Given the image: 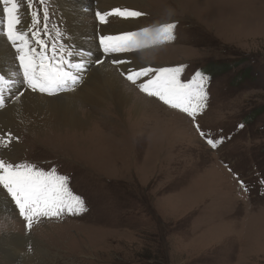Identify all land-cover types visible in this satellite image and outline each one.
<instances>
[{
    "label": "rangeland",
    "instance_id": "374dc122",
    "mask_svg": "<svg viewBox=\"0 0 264 264\" xmlns=\"http://www.w3.org/2000/svg\"><path fill=\"white\" fill-rule=\"evenodd\" d=\"M108 3L93 0L92 6L146 12L151 18L133 21L140 28L180 23L183 40L136 53L152 67L189 63L191 74L204 68L212 76L203 84L209 98L195 123L224 142L211 149L186 114L149 98L119 73L126 100L139 107L142 102V111L126 115L115 97L107 104L95 101L96 107L87 106L90 100L71 102L65 96L85 85L79 84L59 97L60 113L75 110L89 130L78 133L66 124L35 132L12 124L16 145L9 157L67 176L87 211L39 218L29 231L10 201L11 210L0 215L17 214L20 221L0 224V237L35 231V247L46 257L42 263L36 253L33 264H264V0H144L140 8ZM110 20L129 28L123 19ZM46 38L53 43L51 35ZM4 256L0 251V264H19Z\"/></svg>",
    "mask_w": 264,
    "mask_h": 264
},
{
    "label": "snow or ice",
    "instance_id": "6c2138e0",
    "mask_svg": "<svg viewBox=\"0 0 264 264\" xmlns=\"http://www.w3.org/2000/svg\"><path fill=\"white\" fill-rule=\"evenodd\" d=\"M40 4L44 0H38ZM34 0H0L3 6L4 17L0 26L6 34L7 40L15 49L18 60L20 78L12 82L11 89L20 84L24 91L12 93L16 99L23 96L25 91L31 93L55 96L65 91L72 90L83 82L84 73L87 71L88 62L83 60L72 64L65 63L66 53L63 46L59 49L52 45L51 53L48 52L49 44L43 39L47 35V22L49 11L43 12L44 29L40 27L41 20L38 11L33 8ZM25 7L30 13V24L21 30L24 23L21 9ZM144 15L141 11L129 8L115 7L109 11L96 10L94 13L97 25L96 40L102 54L93 63L111 65L121 77L132 86L137 87L149 97L155 98L173 110H179L194 122V127L199 135L205 139L211 149H216L224 142L223 137L212 139L209 133L195 123L207 106L208 93L203 84L193 88L192 83L181 79L182 68L176 67H121L130 63L125 53L141 48V41L136 32L131 30L103 31L111 22L110 18L128 20ZM175 24L169 23L162 26V32L172 39L171 32ZM29 33L35 39L37 47L29 43ZM144 36L155 37V31L144 30ZM91 56V53H89ZM71 68L72 70H69ZM195 75L199 76L200 73ZM5 75H0V109L7 100L5 89ZM243 127V125H239ZM12 133L4 132L2 139L8 144L12 143ZM18 139V138H17ZM4 146H7L5 144ZM243 186V181H240ZM0 189L6 193L19 210V216L26 222L27 230H31L39 218L60 217L64 214L77 215L87 211L84 199L74 194L69 186V178L57 174L55 169L42 170L36 166L17 163L0 158Z\"/></svg>",
    "mask_w": 264,
    "mask_h": 264
},
{
    "label": "bare ground",
    "instance_id": "6f19581e",
    "mask_svg": "<svg viewBox=\"0 0 264 264\" xmlns=\"http://www.w3.org/2000/svg\"><path fill=\"white\" fill-rule=\"evenodd\" d=\"M52 1L54 4L53 6L51 5L52 12L54 13V15L55 12L59 13L55 15V17L58 19L57 20L55 18V21L58 24L57 30L58 32L62 33L68 52L75 55V57H73L72 59H67L66 63L71 61L72 64H75L81 62L82 59L87 60L88 62L87 71L84 73L83 82L80 83L85 85L83 87L81 85L82 88L79 92L70 94L65 97L74 103H78L80 101L89 102L90 100L89 103L90 105L87 106H91V107H96L92 105L95 103V101L97 102L102 101V104L103 102L107 104L108 99L115 97L113 99L116 100L115 104H117V106L119 104L120 110L123 111V113H127L126 115L136 114V112L142 111L141 110L143 109L142 102L139 103L140 105L139 107V106H134L135 105L134 102L130 103L129 100H126L127 95L123 92L124 85H122L119 82V79L117 78V76L120 75H118L117 72L112 67H110V65L107 64V61H105L106 63L98 64L97 66H94V63L92 62L97 57L103 59L102 54L101 52H99V49L96 45L97 40L94 38L97 25L94 20L95 9L92 6L93 0H52ZM116 1L117 3H115V5L121 6V4H126L128 7L136 6L140 8L141 6H139L138 3L141 4L144 0H116ZM103 3L107 6L109 5L108 0H103ZM54 6L56 7V10L53 8ZM22 9H24V11L21 12L24 21L22 25H25V27L23 28L24 30L30 24L31 21H30L29 11L25 7H22ZM3 16H4L3 7L2 4H0V18L2 19ZM119 20L121 19L119 18ZM131 22L132 23L127 22L125 24L129 28H126L124 24L123 23L121 24L120 22L116 24L110 23L108 26H105L103 28V31L111 32L114 30H126V31L131 30L134 32L137 31V33H139L138 28L140 27L138 26L140 25H138L137 27L135 26L138 21L136 22V24H134L133 21ZM145 39L150 40V37L147 36ZM7 41L8 40L6 35L5 34L2 35L1 32L0 33V75H5V83L3 87L5 89V93L7 92L8 95H7L6 104L4 106L5 108L3 107L2 109H0V137H2V134L4 132H9L10 130L9 128L13 126L12 124H17L26 131L30 130L35 132H40L42 129H45L47 125L48 126L53 125L54 127H59V126H65L66 124L70 126V127L68 126L69 128L73 129V131L78 133H83L89 130V126H87L88 124H86L84 121L82 122L78 118L75 110H68L70 113L69 116H67V114L63 112L62 115L65 116L66 118H63L60 113V108L62 107V103L60 102L59 97H61L63 94L65 95V93L67 95V93L71 91L73 92L74 91L73 88L75 86L72 88V90L65 91L57 96H49L46 94L31 93L25 91V94L23 96L19 97V99H16V96L12 95V93L18 94V92H20L19 87H22V85L18 83L14 88L11 89V92H9V87L12 84V82L18 80L20 76H19L18 60H17L18 54L16 53L15 49L7 43ZM174 50L176 49H172V50L169 48L162 49V51H166V52H174ZM40 51H42V49H40ZM151 51L154 52L158 51V48L144 52L142 51V53L146 54ZM136 52L137 51L134 50L127 52L128 54H132V53L135 54H133L132 56H126L130 60V63L126 65H122L121 66L122 68L143 67L144 64L146 66H153L150 65L149 62H147L142 56H139ZM89 53H91V56H89ZM89 63L91 64V66ZM154 67H162V65H156ZM69 70L72 69L69 68ZM89 80L90 82L96 81V83L94 85L92 83L87 84ZM104 90H108V94L105 93ZM82 105L84 106V103ZM5 144H7V146H4ZM15 145H16L15 140H12V143L10 144H8L7 141H4V143L0 141V158H5L6 160L11 161V158L9 157V151H12ZM17 153L18 152L14 153L15 158L17 156ZM7 198L8 196L6 195V193L2 189H0V213L4 215H6L7 211L11 210V206H10L11 200ZM15 219L19 220L17 214L13 216L0 215V224L5 225V222H8L10 225L14 227ZM44 223H48V222L46 221L41 222L38 225V228H40ZM50 223L55 224L56 222H50ZM22 225L25 230L26 228L24 227V222ZM34 226L35 225H33V227ZM38 228L37 230H39ZM58 228L60 229L61 227ZM33 233H35V231H33L31 234L26 233V231H24V234H12V238L8 236L0 237V251H3L5 253L4 258L8 259L11 262L16 261V263L19 264L21 263L19 261L25 259L27 260V262H25L24 264H33L32 256H35V254L37 253L38 261H41L43 263V260L41 258L46 257V253H43V250H41V248L35 247L36 242H34L31 237ZM36 244L39 245L38 243ZM30 245L32 246V248L29 249L32 250L27 252L28 249L27 247H29ZM22 248H26L25 252H20V249ZM39 253H41L42 256ZM17 255L19 256V259L16 260Z\"/></svg>",
    "mask_w": 264,
    "mask_h": 264
}]
</instances>
